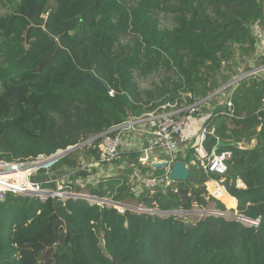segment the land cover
Listing matches in <instances>:
<instances>
[{"label":"trees","instance_id":"obj_1","mask_svg":"<svg viewBox=\"0 0 264 264\" xmlns=\"http://www.w3.org/2000/svg\"><path fill=\"white\" fill-rule=\"evenodd\" d=\"M254 26L264 33V0H0V162L49 158L166 102L206 98L235 75V56L255 54ZM263 98L264 80L248 79L231 93L230 108L211 113L207 153L216 139L234 144L214 150L231 153L222 175L197 169L188 153L177 159L188 166V181L136 196L134 170L162 171L139 165L134 151H120L125 177L83 187L117 204L131 198L150 212L202 209L210 200L223 213L209 184L219 201L206 191L216 182L235 201L234 213L256 226L7 194L0 203V264H78L82 252L88 264H264V113H257ZM222 111L232 118L213 117ZM98 144L96 138L39 169L31 182L56 190L55 181L68 178L61 192L80 193L70 181L84 180L80 154L86 163L97 160Z\"/></svg>","mask_w":264,"mask_h":264},{"label":"built area","instance_id":"obj_2","mask_svg":"<svg viewBox=\"0 0 264 264\" xmlns=\"http://www.w3.org/2000/svg\"><path fill=\"white\" fill-rule=\"evenodd\" d=\"M258 38V35H255ZM264 55L260 56L257 64H249L245 71L235 73L233 77L225 84H221L215 91L208 95V97L195 101L192 104L180 105L177 101L166 102L152 112L145 113L139 117H131L114 126L106 132L100 134L98 144V158L90 162L86 166L80 167L93 168L102 167L111 164L119 157V152L134 151L138 154V164L149 160H166L169 163V168L174 163L178 162L177 159H182L188 155L198 163L197 169H201L205 173L207 171L215 172L222 175L225 171L224 163L231 156V153L224 152L219 155L215 154L216 144L210 153L204 148L203 142L207 134L212 135L214 128L210 126L212 114L210 112L204 113L203 110H210L208 102L216 100L220 97L224 98L223 109L231 107L230 96L234 89L242 82L248 79H263L264 80ZM237 60V59H236ZM235 60L236 64H239ZM248 58L246 61L256 62V59ZM246 64V63H245ZM111 94V93H110ZM219 105V106H220ZM264 113V98L260 100V108L257 111ZM214 116H224L232 118V114L228 111L217 112ZM95 138V137H94ZM93 140V139H92ZM241 144L238 145L240 147ZM181 162V161H180ZM211 162L210 166L208 163ZM184 163V162H183ZM185 164V163H184ZM186 165V164H185ZM218 165L223 167L222 171L217 168ZM50 166L48 158L38 157L33 160L24 162H0V203L4 202L7 194L22 195L28 197H36L44 201L47 197L62 198V193H66L65 198H82V194L61 192V187L58 186L56 190L49 191L50 189L41 188V185L31 182V178L36 174L39 169ZM187 169L188 166L186 165ZM31 168V169H30ZM169 169L166 170L165 175L151 176L146 174L139 179L138 185L135 187L134 195H138L143 189L153 192L157 187L169 186L172 181L168 179ZM66 181L68 180L65 179ZM66 181H55L56 184L62 185ZM208 184L219 185L215 182ZM220 188V187H219ZM221 190L225 191L224 188ZM33 191L47 192L46 195L31 194ZM67 196V197H66ZM91 203L98 205H105L107 207L118 208L121 204L107 201L106 199H98L93 196ZM193 212L178 211L174 213L157 212V215H184L192 213L200 217L204 214L216 215L215 212H207L201 210L196 204L193 205ZM197 209V210H196ZM179 216V217H180ZM240 218V217H239ZM244 224L256 226L257 222L242 219Z\"/></svg>","mask_w":264,"mask_h":264},{"label":"rangeland","instance_id":"obj_3","mask_svg":"<svg viewBox=\"0 0 264 264\" xmlns=\"http://www.w3.org/2000/svg\"><path fill=\"white\" fill-rule=\"evenodd\" d=\"M252 33L253 35H258V38H256V52L253 56L249 57L251 59H256V62H249L247 63V59L248 58H240V55L238 56H235V58L237 59L236 62H238L239 64H236V67L240 65L239 68H235V65H234V70L236 71L235 73H239V72H243L245 71V68L247 67V65L249 64H257V62L259 61V58L260 56L264 55V33H262V31L260 29H258V27L254 26L252 27ZM262 58V57H261ZM252 60V61H253ZM246 63V64H245ZM78 78H80V75H77L75 78L72 79V81H75L77 80ZM219 82H222V78L221 77H218V83ZM208 97V96H207ZM222 101H224V98L223 97H220L216 100H210L207 104L208 106L210 107V110H207V109H204L203 112L204 113H207V112H212V111H215L216 108L220 105V103H222ZM94 139V137L88 139L87 141H85L84 143L80 144V146L73 150V152H76L78 151L80 148L84 147V146H89L90 145V140ZM124 151V150H122ZM80 161H81V167L82 166H86L87 164L89 163H86V160L84 159V156L80 154V157H79ZM118 162L120 163L118 166H116L115 164H112L110 166H102V167H93V168H84V173L86 175V177L84 178V180H77V181H70L73 185H78L80 188H81V192L79 194H82V195H86L87 192L85 189H83L84 185L86 184H91V185H94L96 184L99 180L101 179H108V178H111V177H125L124 176V170L126 169L127 167V163L126 161H124L123 157L122 156H119L118 157ZM210 166L211 165V162L208 163ZM162 172L159 173V174H155V176H161V175H165L166 171H163L161 170ZM142 177V175L137 171V170H134V173H133V178H135V186L132 188V192L135 193V190H136V186L138 185L139 183V179ZM218 184V183H217ZM219 185V184H218ZM238 186H241V184L238 182L237 184ZM58 186L62 187V185L60 184H56V189L58 188ZM220 187V185H219ZM221 188V187H220ZM49 191H53V190H49ZM206 191H207V194L209 195V198H212L216 201H219L218 199H216L212 193L210 192L209 188H208V183L206 184ZM226 193V191H224ZM73 193V192H71ZM75 193V192H74ZM227 194V193H226ZM36 195H39L37 192H36ZM62 195H66V193H62ZM67 197V196H66ZM62 198L64 199V196H62ZM109 201V200H107ZM208 202V206L205 207V208H200L201 210L203 211H207V212H215L216 214H219L223 217H225L226 219H229V220H239V221H243L241 218H239L232 209L235 208V206L233 208L230 209V206L229 205H225L224 203H222L221 201H219L221 204L224 205L225 207V211L223 213H219L217 211H215L214 209V203L211 202L210 200H207ZM235 204V203H234ZM122 206L118 207L117 209L119 210L120 213H123V211H128L132 214H148V215H156V211L155 212H150V211H146L145 209H143L142 207L138 206L137 203L129 198L127 199L124 203L121 204ZM133 209H140V210H145V211H134ZM197 210V209H196ZM194 209H192L191 211L189 212H193ZM145 212V213H144ZM182 212V211H180ZM188 214H184L182 216L180 215H177V216H180V218L186 222V223H193V222H196L198 220H201L203 219L205 216H207L208 214H204L203 216H199L197 214H193L192 213H189ZM158 214V213H157ZM191 215V216H190ZM73 247L72 246H67L66 247V250H65V253L66 254V258L67 259H72V257L74 256L73 255ZM85 255L82 259H83V262H80L78 261V264H88V260H87V257L89 256L88 253L85 254V252H82V255ZM69 257V258H68ZM74 259L72 260V263L74 264ZM64 264H67V263H64Z\"/></svg>","mask_w":264,"mask_h":264},{"label":"water","instance_id":"obj_4","mask_svg":"<svg viewBox=\"0 0 264 264\" xmlns=\"http://www.w3.org/2000/svg\"><path fill=\"white\" fill-rule=\"evenodd\" d=\"M97 137H95L93 140H90L89 142L91 143ZM79 146L80 145H77L65 151L58 152L57 154L48 158V163H50V165L53 164L54 162L58 161L59 159L71 153L73 150L77 149ZM232 146H234V144H224L223 142L218 141L215 150H218L220 148H230ZM140 165L154 172L160 171V170L166 171L169 169L168 179L172 182L185 183L186 181H188L190 177L189 169H187L186 165L180 161L171 165L170 168H169V163L166 160H149V161L142 162Z\"/></svg>","mask_w":264,"mask_h":264},{"label":"bare ground","instance_id":"obj_5","mask_svg":"<svg viewBox=\"0 0 264 264\" xmlns=\"http://www.w3.org/2000/svg\"><path fill=\"white\" fill-rule=\"evenodd\" d=\"M217 168L222 171L223 167L221 165H218ZM31 169V168H30ZM211 190L214 192L216 197H219L225 205H229L230 209L235 206L234 202L232 199H230L218 186H215L214 184H209ZM65 196V195H63ZM79 197H83L88 200H92V197H88L86 195H80ZM134 211H145V210H140V209H133ZM145 213V212H144ZM189 215V214H188ZM193 215V214H192ZM191 216V215H190ZM226 217V216H225ZM241 222V221H240Z\"/></svg>","mask_w":264,"mask_h":264},{"label":"crops","instance_id":"obj_6","mask_svg":"<svg viewBox=\"0 0 264 264\" xmlns=\"http://www.w3.org/2000/svg\"><path fill=\"white\" fill-rule=\"evenodd\" d=\"M223 102H224V101H222L221 104H223ZM220 106H221V105H220ZM222 107H223V106H222ZM212 112H213V111H212ZM212 112H211V113H212ZM253 146H254V142H252L250 145H245V144L243 145V144H241L239 148L242 149L243 147H245V148H249V147H253ZM239 183H240V182H239ZM240 184H241V183H240ZM241 185H242V184H241ZM234 202H235V201H234Z\"/></svg>","mask_w":264,"mask_h":264},{"label":"clouds","instance_id":"obj_7","mask_svg":"<svg viewBox=\"0 0 264 264\" xmlns=\"http://www.w3.org/2000/svg\"><path fill=\"white\" fill-rule=\"evenodd\" d=\"M216 183V182H215ZM242 186V185H241ZM222 188V187H221ZM80 199H82V198H80ZM147 211V210H146Z\"/></svg>","mask_w":264,"mask_h":264}]
</instances>
